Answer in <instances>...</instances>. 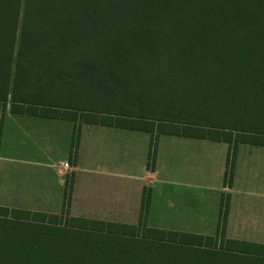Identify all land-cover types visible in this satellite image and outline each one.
<instances>
[{"label":"trees","instance_id":"trees-1","mask_svg":"<svg viewBox=\"0 0 264 264\" xmlns=\"http://www.w3.org/2000/svg\"><path fill=\"white\" fill-rule=\"evenodd\" d=\"M9 100L150 132V169L161 134L228 142L230 184L231 144L264 145V0H0V119ZM61 216L0 206V264H264V244L212 247L224 233Z\"/></svg>","mask_w":264,"mask_h":264},{"label":"crops","instance_id":"crops-1","mask_svg":"<svg viewBox=\"0 0 264 264\" xmlns=\"http://www.w3.org/2000/svg\"><path fill=\"white\" fill-rule=\"evenodd\" d=\"M45 120H52L54 123L46 121L47 125L49 123L57 125L60 129L59 142H54L50 131L45 130ZM62 123L65 131L64 144L59 148L60 153L55 154L59 157L52 159L53 152L50 151L51 148L46 147L45 140L50 144L53 142L54 145L58 144L59 146L62 137ZM80 124L82 126L79 130L77 149L73 150L77 153L75 158H72L74 121L26 113H10L5 110L0 143V206L57 214L58 211H61L64 201V188L61 187L64 185V177L67 174H72L74 184L70 207L72 213L70 216L131 225H138L140 220H143L146 226L150 228L202 235H206V233H264V145L245 143L236 150L230 184H226L225 177L226 170H228L230 144L225 141L182 136L183 138H195L203 142L223 143L220 147L221 155H223L220 161L221 168L217 171L219 182L213 186L210 185L207 191L227 193L228 207L224 229L218 228L222 201L214 214L213 227L210 226V222L204 219V208L200 211V208L197 207L198 209L195 211L197 217L193 221L199 223L194 224V228H187L190 225L188 222L187 224L181 223L178 228L174 226L167 215L164 218H158V210L161 204L157 198H160V195L162 196L164 186L167 191L164 195L167 199L164 204L171 207L179 206L182 209L181 212L172 209L173 214H189V211H185L188 208H186L187 201L184 198L194 199L196 197V206L200 204V207H203L206 192L204 168L202 167V169L200 168L196 173H193L196 175H187L185 171L180 172V168L183 167L182 159L172 154L170 160L174 155L177 173L174 174L169 165L166 167V172L162 173L163 167L160 164L161 159L158 155L155 168L150 169L148 168V160L151 133L88 122ZM51 128H55V126L49 127V130ZM40 129L41 131H39ZM125 129L149 133L150 137L144 139L141 149H136L133 142L137 141L138 136L127 133L124 131ZM11 135L15 149H18L16 141H25L26 139L31 141L29 145L23 143L26 149L34 143L36 148H33L30 154L24 153L22 149H18L21 151L20 156L10 154L14 148H7ZM93 143L98 146L96 149L98 154L91 153L93 155L91 156L90 151ZM182 145V142L178 144L179 147H182ZM199 148L198 145L195 149L197 152L196 157L191 159L192 161L195 160L197 167H199V164L204 165L206 163V159L199 156ZM242 153L246 155L244 158L240 156ZM90 157H96L97 159L102 157L104 167L103 165L97 167L88 165L87 160L92 161ZM183 160L188 162V156ZM176 161L180 162L182 167L176 164ZM65 163L69 165L66 166ZM45 167L49 169L45 170ZM50 169L53 173V183H51L52 180L48 173ZM10 170L11 172H9ZM17 171L32 175L26 178V175H17ZM82 173H85V175ZM84 178L86 181L89 180L90 183H99V186L96 187L99 191L96 198L94 194L90 195L88 193L90 188H87V184L82 183ZM173 186H176L175 191ZM181 188L187 190V192L185 193ZM145 192H150L151 196L149 208L147 211L145 210L146 214L142 218L141 210ZM99 200H102L103 203ZM92 201L97 202L101 207L98 211L102 215L98 216L90 212L91 206L89 207V205ZM184 206L185 208H182ZM202 221H205L203 225L201 224ZM167 222L171 224H165Z\"/></svg>","mask_w":264,"mask_h":264},{"label":"rangeland","instance_id":"rangeland-1","mask_svg":"<svg viewBox=\"0 0 264 264\" xmlns=\"http://www.w3.org/2000/svg\"><path fill=\"white\" fill-rule=\"evenodd\" d=\"M10 106H11V101L9 100L7 102L6 110L11 113L12 111L10 109ZM86 118L87 117L85 114L79 113L77 120L74 121V133H73V137H72V148H76V146L78 145L79 130L82 126V124H80V123L84 122V120H86ZM3 120H4V116L0 119V143H1V133H2L1 131H2ZM46 121H51V122H53V121L52 120H45V125H46L45 130H48V132L50 131L54 142H56V141L59 142L58 136H60V133H59L60 129L57 127V125H53L50 123H49V125H47ZM55 123H57V122H55ZM62 125H63V126H61L62 127L61 128L62 137H61V141H60L59 146H58V144L54 145L53 142L50 144L47 140H45L46 147L51 148L50 151L53 152L52 159L59 157L55 154L60 153L59 148L62 144H64L65 131H64V124L62 123ZM96 125H100V124H96ZM54 126H55V128H51L49 130V127H54ZM102 126H104V125H102ZM39 131H41V129ZM124 131H126L127 133H133V135L138 136L137 141L135 140L133 142V146L136 149H138V148L141 149L142 144H144L143 141H145L144 139H149V137H150V134H149L150 132L145 133V132H138V131H132V130H127V129H125ZM150 140H151V138H150ZM30 142L31 141L29 139H26L25 141H21V140H18V142L16 141L18 149H22L23 152L26 154H30L32 152V149L36 148V144L34 143L31 145V147L26 149L25 145H29ZM180 142L183 143L182 147L178 146V144ZM190 142H194V143H190ZM23 143H25V145ZM13 144H14V140H13V137L11 135V137L7 143V148H13L14 147ZM244 144L245 143H238V144L232 143L231 145L233 147H235L236 150H238L239 147L241 145H244ZM198 145L200 146V148L198 149L199 150V156L204 157L206 159V163H204V165L199 164V167L196 166L197 164L195 163V160L194 161L191 160V159L196 157L197 152L195 149L197 148ZM221 145H223V143H219V142H215V141H204L203 142V141H200V140L195 139V138H183L182 136H178V135L161 134L159 136L158 144H157V155L160 156V159H161L160 164L163 167L162 173L166 172V167L168 165L171 168V170L174 171V174L178 172L176 165H175V162H174V158H173L174 155L172 156V159L170 160V156L172 154H175L178 158L182 159L183 167L180 164V162L176 161V164H179V166H181L183 168V170H182V168H180L181 169L180 172L185 171L187 173V175H196L193 173H196V171L200 168L202 169V167L204 168V174H205L204 186H205L206 192H205V203H204L203 207L202 206L200 207V204H197V206H196V197L194 199H191V198L185 199L184 198V200L187 201L186 208H188V210H185V211H189V214H186V213L185 214H182V213L181 214H178V213L173 214L172 209L173 210L175 209L176 211L178 210L179 212H181L182 209H180L181 207H179V206L171 207L170 205L166 206L164 204V202H166V200H167L164 196L167 191H166L165 187L163 186L162 189L164 191L162 190V196L160 195V198H157V200L161 204V207H159V210H158V218H164V216L167 215L168 217H170L169 220L172 221V223L174 224L175 227L179 228L181 223L187 224V222H188V223H190V225H188L187 228H194L193 227L194 224L199 223L198 221H193V220H195V217H197L195 211L198 208H200V211H202V209L204 208V213H205L204 219H205V221L210 222L211 227L214 226L213 217H214L215 212L219 208V205H221V201H223L226 204L224 208L228 207V205H227L228 194L227 193L215 192L212 190L207 191V189L210 188L209 187L210 185L213 186L215 184H218V182H219L217 171L220 170V168H221L220 161H221L222 156H223V155H221V150H220ZM97 147L98 146L93 143L92 150L90 151V154L91 153H97L98 154V152L96 151ZM18 149H15V147H14L12 149V151L10 152V154L20 156L21 151ZM151 149H152V147H151ZM181 149H183V150H181ZM133 152L135 153V151H133ZM76 153H77V151L76 152L72 151L71 157L75 158ZM101 154L103 155V153H101ZM91 156H93V155L91 154ZM187 156H188V160H189L188 162L183 160ZM240 156L244 158L246 155L244 153H242V154H240ZM96 157H92V158L90 157V159H92V161L88 159L87 160L88 163L87 162L86 163L90 166H93V167H97L100 165H103V167H104V160L102 159V157L100 159H97ZM72 158H71V160H72ZM52 159H49V160H52ZM230 161L231 160H229V162ZM185 163H187V165H185ZM48 169H49L48 167H45V170H48ZM9 172H11V170ZM48 173H49L51 180H52L51 183H53V173H52L51 169ZM82 174L85 175V173H82ZM17 175H26V178H29L28 176H30L32 174L25 173V172L19 173L17 171ZM228 180H229V178H228ZM82 183L84 185L87 184V186H88L87 188H90L88 193L90 195L94 194L95 198H96V195L99 194L98 188H96L99 186V183L98 184L97 183H90L89 180L86 181L85 178L83 179ZM73 184H74V176H72V174L65 175L64 185H62L61 187L64 188V199H68V202L66 203L67 205H65L66 206L65 209L63 210V205H62L61 211H58V213H57L59 215H63V216H61L60 219H57L61 225H66V224H69L71 222L69 220V218L71 217L70 215L72 213L70 207H71V196L73 193ZM70 188H71V190H70ZM175 189H176V186H173L174 191H175ZM182 190L185 193L187 192V190H185V189H182ZM61 191H62V189H61ZM146 193L148 194V192H146ZM145 198H147V195H145ZM222 198H224V199L221 200ZM99 201L103 203L102 200H99ZM63 204H64V201H63ZM89 207H90V212L93 213L94 215H98V216L102 215L100 213V211H98L101 207L98 205L97 202L92 201L90 203ZM182 208H185V206ZM93 209H96V210H93ZM145 210H146V208H142V210H141V213L143 214L142 218L146 214ZM96 211H98V212H96ZM93 214H91V216L94 217ZM98 216H96V217H98ZM205 221H202L201 224L203 225ZM160 224H164V223H160ZM165 224H171V223L167 222ZM140 226L142 227V225H140ZM141 227H140V229H143ZM145 233H148V232H145ZM207 234L215 235L217 233H206V235ZM203 235H205V234H203ZM221 237L223 239L221 241H217L215 243H212V247H214V246L216 248H219L221 246L224 247L226 245L225 239H227V238H235V239H239V240H245V241H250V242H254V243L264 244V233H225Z\"/></svg>","mask_w":264,"mask_h":264},{"label":"built area","instance_id":"built-area-1","mask_svg":"<svg viewBox=\"0 0 264 264\" xmlns=\"http://www.w3.org/2000/svg\"><path fill=\"white\" fill-rule=\"evenodd\" d=\"M66 166H68L69 164L68 163H65Z\"/></svg>","mask_w":264,"mask_h":264}]
</instances>
